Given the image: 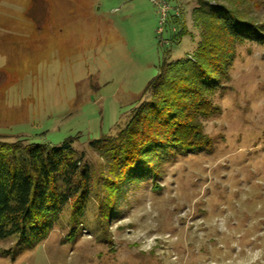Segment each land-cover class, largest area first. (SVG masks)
<instances>
[{
  "label": "rangeland",
  "instance_id": "obj_1",
  "mask_svg": "<svg viewBox=\"0 0 264 264\" xmlns=\"http://www.w3.org/2000/svg\"><path fill=\"white\" fill-rule=\"evenodd\" d=\"M51 2L63 42L55 37L53 58L38 69L22 60L24 75L0 97V137L50 146L74 138L99 180L104 163L91 144L115 138L149 100L142 92L164 58L196 63L202 3L264 22V0ZM231 58L216 90L205 92L219 108L201 119L208 147L166 154L130 177L110 218L94 191L84 204L71 201L36 248L0 240V264H264V46L236 43Z\"/></svg>",
  "mask_w": 264,
  "mask_h": 264
},
{
  "label": "trees",
  "instance_id": "obj_2",
  "mask_svg": "<svg viewBox=\"0 0 264 264\" xmlns=\"http://www.w3.org/2000/svg\"><path fill=\"white\" fill-rule=\"evenodd\" d=\"M39 26L52 23L53 4L32 0ZM204 30L196 63L169 64L162 60L159 75L142 92L151 91L115 138L102 135L91 144L99 151L105 174L83 164L74 138L58 146L5 141L0 137V240L17 239L30 249L41 245L54 230L63 209L74 201L84 204L95 191L112 216L114 196L135 174L155 168L156 161L172 152L188 153L209 146L201 119L219 112L205 92L215 91L231 64L236 43L264 46V22L243 19L235 9L212 8L202 3L198 11ZM29 14V15H30ZM187 36L185 27L180 38ZM154 170V169H151ZM105 181L104 187L100 182ZM104 199V200H103ZM73 233L64 242L74 241Z\"/></svg>",
  "mask_w": 264,
  "mask_h": 264
},
{
  "label": "crops",
  "instance_id": "obj_3",
  "mask_svg": "<svg viewBox=\"0 0 264 264\" xmlns=\"http://www.w3.org/2000/svg\"><path fill=\"white\" fill-rule=\"evenodd\" d=\"M26 1L27 6L22 12V0H0V79H3L0 80V97L5 96V90H12L11 85L22 78L19 76L20 78L18 79L17 72L20 75H24L22 74L25 72L22 70V60L30 59L32 68L36 66V69H38V66L47 65L46 62L53 58L49 50L55 48V37L58 45L63 42L62 35L58 32V29L61 28L55 25L54 6L52 23L39 26L35 22L39 12L34 11L32 14L29 13V15L28 12L30 11L32 0ZM18 7H21V9H18ZM4 8L13 10L14 15L16 13L13 21H8V19L4 18L5 15L1 13ZM23 18L30 24L29 27L24 28L21 21ZM50 39L53 40L49 41ZM23 42L26 43L24 48L21 46ZM44 50L45 52L40 56V52ZM17 59H20L19 63L16 61Z\"/></svg>",
  "mask_w": 264,
  "mask_h": 264
}]
</instances>
